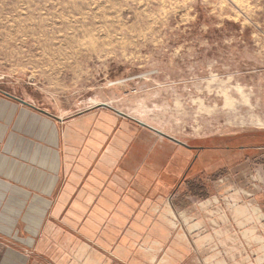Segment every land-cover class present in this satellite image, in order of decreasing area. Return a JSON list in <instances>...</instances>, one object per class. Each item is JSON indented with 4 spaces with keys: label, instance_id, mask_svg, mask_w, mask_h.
<instances>
[{
    "label": "rangeland",
    "instance_id": "1",
    "mask_svg": "<svg viewBox=\"0 0 264 264\" xmlns=\"http://www.w3.org/2000/svg\"><path fill=\"white\" fill-rule=\"evenodd\" d=\"M0 89L64 116L107 102L205 145L202 178L171 195L170 256L264 264V0H0Z\"/></svg>",
    "mask_w": 264,
    "mask_h": 264
},
{
    "label": "crops",
    "instance_id": "2",
    "mask_svg": "<svg viewBox=\"0 0 264 264\" xmlns=\"http://www.w3.org/2000/svg\"><path fill=\"white\" fill-rule=\"evenodd\" d=\"M45 110L0 89V233L36 251L0 246V264H175L171 195L196 151L110 104Z\"/></svg>",
    "mask_w": 264,
    "mask_h": 264
},
{
    "label": "flooded vegetation",
    "instance_id": "3",
    "mask_svg": "<svg viewBox=\"0 0 264 264\" xmlns=\"http://www.w3.org/2000/svg\"><path fill=\"white\" fill-rule=\"evenodd\" d=\"M3 91V90H2ZM3 92H7V91H3ZM184 145L185 146H188V147H192V149L193 150H195L196 152H195V156L198 154V156H199V154H200V152L199 151H201V150H203V149H205V145H194V144H190V143H184ZM198 152V153H197ZM195 156L193 157V160H192V162H191V165L190 166H187V169H186V171H185V173H184V175L182 176V179H181V183H182V185L183 184H186V182L188 181V180H190V178H191V176H192V173H193V170L194 169H192L193 168V166H194V163L196 162L195 160H196V158H195ZM201 171V170H200ZM200 171H197V172H200ZM195 172V171H194ZM197 172H195V173H197ZM188 183V182H187Z\"/></svg>",
    "mask_w": 264,
    "mask_h": 264
},
{
    "label": "water",
    "instance_id": "4",
    "mask_svg": "<svg viewBox=\"0 0 264 264\" xmlns=\"http://www.w3.org/2000/svg\"><path fill=\"white\" fill-rule=\"evenodd\" d=\"M3 93H5V94H7L8 96H11V97H13V98H16V99H18L19 101H21V102H23V103H25V104H28V105H30V106H32V107H35V108H37V109H40V110L46 112L45 109H43V108H39V107L35 106L33 103L29 102L28 100H26V99H24V98H22V97L16 96L15 94H13V93H11V92H3ZM102 104H104V105H108L106 102H104V103H102ZM117 111L120 112V113H123L121 110H117ZM137 121H138L140 124H142V125H148V124H147L145 121H143V120H139V119H138ZM156 131L159 132L160 134L166 135V136H168L169 138L174 139V140L177 141V142L184 143V142H182L180 139H178V138H176V137H174V136H172V135H169V134L165 133V132H164L163 130H161V129H158V128H157Z\"/></svg>",
    "mask_w": 264,
    "mask_h": 264
},
{
    "label": "trees",
    "instance_id": "5",
    "mask_svg": "<svg viewBox=\"0 0 264 264\" xmlns=\"http://www.w3.org/2000/svg\"><path fill=\"white\" fill-rule=\"evenodd\" d=\"M200 175H201V174H194V175H192V177L190 178V180H191V179H192V180H193V179H198V180H200V178H202V177H200ZM192 180H191V181H192ZM203 187H205V186H203Z\"/></svg>",
    "mask_w": 264,
    "mask_h": 264
}]
</instances>
